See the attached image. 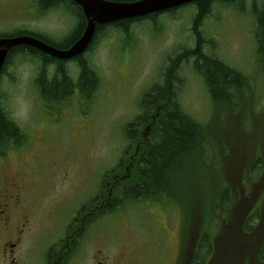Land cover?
Segmentation results:
<instances>
[{"label": "rangeland", "instance_id": "rangeland-1", "mask_svg": "<svg viewBox=\"0 0 264 264\" xmlns=\"http://www.w3.org/2000/svg\"><path fill=\"white\" fill-rule=\"evenodd\" d=\"M236 1L242 3L211 2L198 26L204 36L201 52L240 71L247 86L230 103L213 106L191 56L181 60L173 80L176 101L203 127L213 150L173 170L171 196L119 197L118 210L99 211L69 264L110 262L116 251L124 264H188L196 244L202 247L193 257L200 259L216 247L213 264L225 254L230 264H264V254L256 252L264 231V41L256 40L254 13L263 0ZM42 5V0H0V32L25 29L62 40L75 25V11ZM195 12L196 5L187 4L154 21L131 22L127 32L114 26L102 31L84 54L98 76L90 100L77 93L47 104L36 88L43 62L12 55L0 77V105L25 136L3 157L4 173L26 177L21 200L32 222L22 234L18 264H41L79 203L104 190L105 173L116 168L129 146L124 126L139 113L140 96L153 83H163V72L178 52L195 47ZM66 65L76 79V63ZM228 187L229 202L220 207ZM241 187L252 190L254 199L235 208ZM245 210L251 213L242 225L257 230L236 231Z\"/></svg>", "mask_w": 264, "mask_h": 264}, {"label": "trees", "instance_id": "trees-1", "mask_svg": "<svg viewBox=\"0 0 264 264\" xmlns=\"http://www.w3.org/2000/svg\"><path fill=\"white\" fill-rule=\"evenodd\" d=\"M212 1L213 0H201L193 3L196 5L192 27L196 39L195 47L184 51L182 50L176 54L175 58L172 59L171 65L163 72V83H153L148 90L142 93L138 101L139 113L124 127V135L127 140H135L139 129L144 125H149V140L147 145H140L143 151L136 155L137 160L132 164L130 175L123 181L115 182L113 186L115 201L107 204V210L105 211L108 213L118 209L119 202H116V200L120 199L119 201H122L119 197L133 199L144 197L147 199L156 198L161 193H164L167 197L171 196L168 184L172 182L171 174L173 170L181 169L186 159L189 158L191 161V158L195 160L200 156L205 157V153L207 156L211 150H213V143L207 142L205 140V135L203 136V127L185 114L176 101L173 80L178 64L182 59L189 56L194 58V68L202 77L209 98L215 107L216 105L220 106L223 102L230 103L231 98L236 93L242 92L247 86V77L240 71L228 66L220 59L205 56L201 52L204 36L198 26L201 25L204 16L209 13ZM221 1L229 5H240L242 3L236 0ZM42 2L44 10L51 7H63L65 9L72 7L75 11L76 22L70 33L66 34L67 36L60 41H55L45 34L25 29L0 33V36L28 34L61 49L70 46L81 35L85 26V17L81 8L72 0H57L55 2L53 0H42ZM176 9L177 8L171 9L170 12L174 13ZM254 13L256 17V40L261 38V40L264 41V0L260 8L254 9ZM157 16V13H153L142 18L126 19L111 24L98 25L94 38L86 52L92 49L98 35L109 26H114L123 32H127L129 23L141 22L143 19L154 21ZM198 20L199 24H197ZM16 52L32 55V57H39L41 63L43 62L40 73H38L36 77V88L40 92L43 101L47 104L67 100L77 93L85 100H90L92 98L94 90L98 85V76L83 54L70 60H60L48 56L34 47L19 45L9 50L0 69V77L4 73L10 58ZM68 61L75 62L78 66L79 74L76 79L71 76L70 68L66 65ZM157 108L162 110L160 117L158 121H152L151 117L154 115ZM20 131L21 129L19 126L8 117L6 111L0 105L1 155L5 154L6 147L11 143L10 138H13L14 143L17 145L22 143L25 135H20ZM125 158L126 155L121 159V164L125 162ZM111 171L117 172V168H113ZM111 171L109 170L105 173L104 176H106V180L109 178L108 175L112 174ZM106 180H103V186L107 185V187H109L110 183H114L110 180L109 182ZM198 187L201 186L197 183L194 189L197 191ZM229 190L230 188L228 187L222 191V202L219 204L220 207L223 202H229ZM254 195L255 193L252 190L245 192V188L241 187L239 194H235V208L243 199L253 200ZM100 197L101 195L98 196V198ZM212 205L216 208L215 204ZM219 206L217 205V208H219ZM229 208L228 205V209ZM231 210H233V208H231ZM249 214L250 212L246 210L242 212V218L239 223L240 228L236 229V231L251 232L252 230H257L255 226L251 227L248 224L242 225V223L245 222L244 219H246ZM261 244L258 254H264V241ZM199 247H202V245L199 244ZM211 250L212 249L209 250L208 248V253L201 259L197 256L193 257L189 264L204 263V260L210 255ZM245 257H247V255H245ZM213 263H215L214 260H212L210 264ZM226 264L230 263L226 262Z\"/></svg>", "mask_w": 264, "mask_h": 264}, {"label": "flooded vegetation", "instance_id": "flooded-vegetation-1", "mask_svg": "<svg viewBox=\"0 0 264 264\" xmlns=\"http://www.w3.org/2000/svg\"><path fill=\"white\" fill-rule=\"evenodd\" d=\"M39 40L43 41L42 39ZM18 53L16 52V54ZM36 58H38L36 59L37 63H41L40 58ZM130 142L132 149L128 148L125 150L127 157L123 165L124 171L113 173L112 181L125 179L129 174V167L132 168L130 163L133 164L137 160L136 155L143 151L140 148L142 142L139 138V133L136 139L130 140ZM3 161V156L0 154V264H18L21 257L19 247L22 241V234L25 230L31 228L32 224L30 218L25 216L26 207L21 200L28 183L26 177L20 172H10L8 175H5L4 170L7 166L3 164ZM114 198L113 188H110L106 191L105 196L90 198L87 201L79 203L78 209L68 222L67 229L62 237L57 238L55 244L46 249L41 264H69L70 259L75 255L77 248L80 246L83 233L90 227L94 216L98 211L107 210V204L111 203ZM214 251L215 249H213ZM114 254L116 255L110 262L104 258L101 263L124 264L123 254L118 251ZM212 257H215L214 253L209 255V263ZM218 262L219 264H226V254L221 255Z\"/></svg>", "mask_w": 264, "mask_h": 264}, {"label": "water", "instance_id": "water-1", "mask_svg": "<svg viewBox=\"0 0 264 264\" xmlns=\"http://www.w3.org/2000/svg\"><path fill=\"white\" fill-rule=\"evenodd\" d=\"M82 10L85 26L81 35L67 48L61 49L30 35L0 37V69L10 49L19 45L34 47L60 60H69L83 54L92 42L98 25L141 18L152 13L179 7L200 0H72ZM148 132V128L145 130Z\"/></svg>", "mask_w": 264, "mask_h": 264}]
</instances>
